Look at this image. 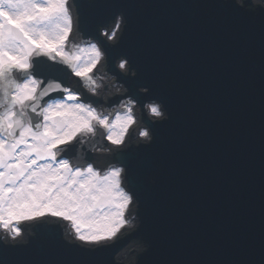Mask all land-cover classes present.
<instances>
[{"label":"snow or ice","instance_id":"6c2138e0","mask_svg":"<svg viewBox=\"0 0 264 264\" xmlns=\"http://www.w3.org/2000/svg\"><path fill=\"white\" fill-rule=\"evenodd\" d=\"M174 6L146 4L143 14ZM128 7L119 0H79L80 22L85 34L95 39L77 43V19L70 0H0V230L5 234L0 237V264H19L11 242L22 236V223L48 218L71 225L69 243L57 264H89L76 253L108 246L131 224L130 209L143 202L126 161L123 167L105 166L81 152L86 143L99 144L91 151L100 155L110 153L113 145L121 148L137 123V103L154 121L136 132L145 150L162 146L165 126L175 119L147 61L141 65L140 76L128 81L127 96L118 95L113 108L104 107V96L98 91L108 87L100 74L103 60L106 53L120 54L108 41L116 39L122 25L127 30ZM159 26L167 28L162 19ZM211 30L233 46L247 45L256 56L250 65H237L236 73L259 82V264H264V19L219 17ZM128 62L121 60L118 67L125 69ZM72 78L79 85L76 90L67 86ZM141 85L144 91H139ZM151 254L149 247L146 255ZM153 264L194 262L176 251Z\"/></svg>","mask_w":264,"mask_h":264},{"label":"water","instance_id":"95a60500","mask_svg":"<svg viewBox=\"0 0 264 264\" xmlns=\"http://www.w3.org/2000/svg\"><path fill=\"white\" fill-rule=\"evenodd\" d=\"M74 2L79 14V0ZM119 2L129 6L131 23L117 45L109 44L120 53L107 54L110 70L129 86L147 61L175 119L165 126L160 148L145 150L139 144L115 155L116 161L130 165L132 183L143 197L137 230L106 247L76 254L89 264H125L114 255L137 237L148 247L136 264H153L176 251L194 264H259V82L236 73L237 65H250L256 56L247 45L229 44L211 25L219 17L259 22L264 8L249 10L235 0ZM206 2L229 6H194ZM150 3L175 6L145 16L144 6ZM161 19L166 29L160 28ZM79 24L84 37H92L85 34L80 19ZM124 54L131 57L136 76L117 69L115 60ZM144 117L148 125L154 122L145 109ZM34 229L28 242L11 243L19 264H57L69 243L61 226L43 222ZM149 247L151 256L146 255Z\"/></svg>","mask_w":264,"mask_h":264}]
</instances>
